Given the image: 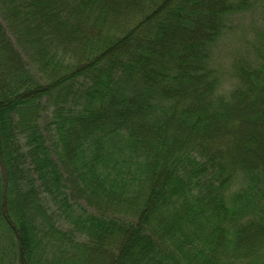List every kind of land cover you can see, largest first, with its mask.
Instances as JSON below:
<instances>
[{
    "label": "trees",
    "instance_id": "obj_1",
    "mask_svg": "<svg viewBox=\"0 0 264 264\" xmlns=\"http://www.w3.org/2000/svg\"><path fill=\"white\" fill-rule=\"evenodd\" d=\"M248 12L0 0V264H264V27L213 66Z\"/></svg>",
    "mask_w": 264,
    "mask_h": 264
},
{
    "label": "rangeland",
    "instance_id": "obj_2",
    "mask_svg": "<svg viewBox=\"0 0 264 264\" xmlns=\"http://www.w3.org/2000/svg\"><path fill=\"white\" fill-rule=\"evenodd\" d=\"M264 18V14L261 13L260 15L255 12V14H252L251 12H248L244 14V16L240 19L238 26L233 21L231 25H234L232 27L231 32L223 37L221 42L218 44V47L213 53V60L214 64L213 66L218 70V72L221 74V77H223L222 84L227 85L228 81L230 80L231 76V59L233 55L243 49L250 50V45L247 46L248 41H252L251 38L253 36V39L255 37V33L258 28H263L264 25L261 23V21ZM253 43V41H252ZM63 227L65 225H62Z\"/></svg>",
    "mask_w": 264,
    "mask_h": 264
}]
</instances>
